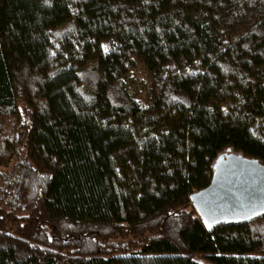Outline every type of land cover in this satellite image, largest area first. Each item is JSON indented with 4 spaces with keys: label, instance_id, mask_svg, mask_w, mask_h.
Masks as SVG:
<instances>
[{
    "label": "trees",
    "instance_id": "16d2710c",
    "mask_svg": "<svg viewBox=\"0 0 264 264\" xmlns=\"http://www.w3.org/2000/svg\"><path fill=\"white\" fill-rule=\"evenodd\" d=\"M264 166V0H0V264H264V214L189 202Z\"/></svg>",
    "mask_w": 264,
    "mask_h": 264
},
{
    "label": "water",
    "instance_id": "95a60500",
    "mask_svg": "<svg viewBox=\"0 0 264 264\" xmlns=\"http://www.w3.org/2000/svg\"><path fill=\"white\" fill-rule=\"evenodd\" d=\"M209 184L191 194L189 202L202 224L248 222L264 214V166L229 150L212 166Z\"/></svg>",
    "mask_w": 264,
    "mask_h": 264
}]
</instances>
